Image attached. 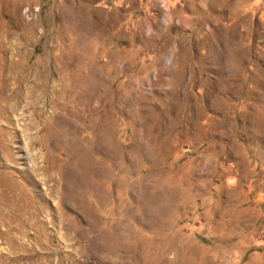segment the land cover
Instances as JSON below:
<instances>
[{
  "label": "rangeland",
  "instance_id": "1",
  "mask_svg": "<svg viewBox=\"0 0 264 264\" xmlns=\"http://www.w3.org/2000/svg\"><path fill=\"white\" fill-rule=\"evenodd\" d=\"M0 264H264V0H0Z\"/></svg>",
  "mask_w": 264,
  "mask_h": 264
}]
</instances>
